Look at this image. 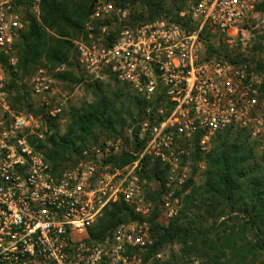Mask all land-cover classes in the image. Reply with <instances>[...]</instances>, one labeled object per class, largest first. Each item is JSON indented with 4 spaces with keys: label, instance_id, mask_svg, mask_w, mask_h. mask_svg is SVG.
Listing matches in <instances>:
<instances>
[{
    "label": "built area",
    "instance_id": "2783aa9c",
    "mask_svg": "<svg viewBox=\"0 0 264 264\" xmlns=\"http://www.w3.org/2000/svg\"><path fill=\"white\" fill-rule=\"evenodd\" d=\"M40 2L0 0V264H140L151 243L146 220L120 224L103 240L90 231L115 202L143 219L151 215L144 169L157 161L166 169L161 200L170 219L192 176L183 160L193 145L205 151L227 129L264 139L263 76L210 48L238 35L261 0H187L181 20L161 16L134 25L126 10L97 0L74 40L79 71L91 80L113 77L142 100L134 126L144 144L134 153L121 137L109 138L60 170L39 148L54 132L48 120L63 112L52 76L41 68L29 82L46 115L18 111L5 65L16 70L27 10L39 16ZM124 151L136 158L112 165Z\"/></svg>",
    "mask_w": 264,
    "mask_h": 264
},
{
    "label": "trees",
    "instance_id": "16d2710c",
    "mask_svg": "<svg viewBox=\"0 0 264 264\" xmlns=\"http://www.w3.org/2000/svg\"><path fill=\"white\" fill-rule=\"evenodd\" d=\"M97 0H41L39 16L27 10V27L17 43L18 62L16 70L5 63L10 74V86L17 90L15 105L27 103L25 90H20L18 82L32 75L41 67L53 72L58 80L86 81L94 89L96 101L87 104L83 110L71 107L69 126L64 134L58 131L56 122L49 119L53 134L42 142L39 148L56 170L72 166L82 155L85 146H78L82 136L92 135L96 127L114 130L125 125L123 108H117L104 94L99 79L91 80L80 72L73 39L83 32V27ZM112 1V0H107ZM125 0H114L121 6ZM183 1V0H181ZM150 19L167 16L160 0H149ZM180 8V7H179ZM264 9V1L257 5V11ZM141 16H134L130 22L134 25L141 21ZM168 17V16H167ZM179 17L176 20H181ZM145 20V19H144ZM213 51L214 48L210 46ZM73 67L74 71L66 70ZM117 84L115 97L123 93L131 94L130 100L137 107L133 114L128 111L132 124L135 125L143 109L142 100L125 84L115 78ZM26 89L25 86H23ZM29 109L32 105L27 103ZM120 109V110H119ZM121 130H123L121 128ZM134 126V153L138 152L143 142L137 138ZM232 129L215 133L214 146L206 156L207 170L202 175L200 185L190 179L182 189L185 194L183 208L170 218L166 226L158 220V208L151 215V232L155 242L147 250V257L156 253L160 246L168 243L183 244L185 254L194 253L196 257L207 260V264H257L259 253L264 252V151L259 147L262 141L252 137L246 129ZM199 137H195L197 141ZM97 143V142H96ZM198 150V149H197ZM132 152L124 151L111 158L112 165L124 166L136 158ZM79 155L71 164H66L72 155ZM166 169L160 162L144 169L141 176L155 179L164 186ZM151 197V193H148ZM138 218L132 207L124 201L113 203L106 209L103 218L91 229L93 240H103L108 232L119 223Z\"/></svg>",
    "mask_w": 264,
    "mask_h": 264
},
{
    "label": "rangeland",
    "instance_id": "374dc122",
    "mask_svg": "<svg viewBox=\"0 0 264 264\" xmlns=\"http://www.w3.org/2000/svg\"><path fill=\"white\" fill-rule=\"evenodd\" d=\"M149 0H125L121 6H117L114 0L112 2L118 7L122 8V10H126L130 15V21L133 20L134 16H141V21H147V19H150V9L148 5ZM163 6V9L166 10V12H169V14H166L168 17L172 19H178L181 14L180 12L184 11L187 8V0H160ZM264 0H261L263 2ZM180 7V8H179ZM165 15V13L160 14ZM145 19V20H144ZM138 22V23H139ZM81 36H76L73 39H78ZM214 54L219 57L226 58L228 60L235 61L237 63H244L251 68V70L255 72L261 73V75L264 78V9L258 10L253 16H251L248 21L242 26V31L234 36L229 41L221 42V45L218 46L216 49L213 50ZM43 69H46L48 73L52 76L54 80V87H55V94L53 96V99L55 101H58L62 104L63 112L60 116V118L57 120V128L58 131L61 134H64L69 126V113L71 111V107H76L80 109H84L87 107V104H91L96 101V95L94 92V89L89 86L88 84L92 81L86 82H76V81H63L58 80L54 77L53 72L49 71L45 67H41ZM39 68V69H41ZM66 70L74 71L76 74L78 72L71 66H65L63 67ZM38 69V70H39ZM37 70V71H38ZM35 71L32 75L27 76L23 80L19 81V88L20 90L26 91L27 96V103L32 105V110L29 109L27 106V103L18 102L15 105L18 107V111L24 110V111H31L36 114H45L46 115V108L42 104V97L37 96L31 93L29 90V82L31 77L37 72ZM101 87L104 89V94L108 96L112 103L116 105L117 108H123L124 116L126 118V123L121 128L120 126H117V131H120L118 135H114L112 132L114 130L107 129L105 127H96L94 129V132L92 135L89 136H82L83 140L78 143V146H91L93 144H100L104 142L106 139L109 138H118L121 137L127 146L132 149L133 146L131 137L133 131L134 125L132 124V121L129 117L128 111L132 112L133 114L137 111V107L134 105V103L130 100L131 94L123 93L120 97H115L114 92L117 91V84L110 79H104L100 81ZM23 86L26 87V89L23 88ZM16 101V100H15ZM54 102V101H53ZM120 110V109H119ZM237 131L232 130V134H235ZM250 133V131H248ZM252 135V134H251ZM215 136V135H214ZM214 136L210 139V142L207 144L206 150L201 151L197 148L196 145H193L190 152L185 154L184 162L188 164L191 171V178L195 181L196 186L200 185V181L202 179V175L207 170V161L206 156L209 153V151L214 146ZM252 137L256 138L252 135ZM260 139V138H258ZM262 142L261 147H259L260 151H264V139H260ZM97 142V143H96ZM132 146V147H131ZM198 149V150H197ZM79 155H72V159L68 161L66 164H71L73 161H75L78 158ZM78 160V159H77ZM150 187H149V194L151 193V199L153 203V210L158 208V220L162 226H166L168 224L169 219L165 216L164 210L162 209V192L164 186L161 185V182L155 179L150 180ZM183 189V188H182ZM182 189L178 192V196L180 198L181 203V209L183 208V201L185 199V194L187 192H182ZM180 209V210H181ZM153 213V211H152ZM151 213V215H152ZM151 215L143 219L138 216V218L124 221L120 224H128L130 222H144V220L147 221L148 227L150 228V237H151V243L142 251L140 252L141 262L140 264H207V260H203L200 257H196V255L192 252L190 254H185L183 252V244L175 242V243H168L164 244L163 246H160L156 253L152 254L149 259L145 262V258L147 257V250L148 248L154 244L155 237L152 235L151 232ZM97 224V223H96ZM96 226V225H95ZM115 226L113 229H111L107 236L112 233V231L117 227ZM106 236V237H107ZM105 237V238H106ZM257 264H264V252L259 253L257 257Z\"/></svg>",
    "mask_w": 264,
    "mask_h": 264
}]
</instances>
